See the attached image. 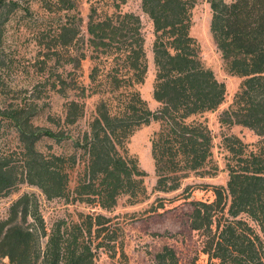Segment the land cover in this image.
<instances>
[{"label":"trees","instance_id":"16d2710c","mask_svg":"<svg viewBox=\"0 0 264 264\" xmlns=\"http://www.w3.org/2000/svg\"><path fill=\"white\" fill-rule=\"evenodd\" d=\"M208 1L211 32L225 68L244 78L221 121L249 127L262 138L253 145L239 137L224 138L227 184L185 189L184 198L195 188L214 195L212 200H191L189 224L202 234L209 264H264V0ZM44 2L55 13L78 10L75 0ZM126 2L96 0L88 37L77 15L55 30L47 44L52 67L58 68L64 58L72 68L66 75L52 72L50 89L74 97L66 100L61 115L49 114L52 126L46 128L36 125L37 114L25 107L2 113L14 123L21 150L0 152V195L27 182L49 199L68 198L106 210L125 196L131 204L141 202L148 197L147 174L129 153L128 143L152 121L159 123L151 139L155 191L173 192L190 176L218 173L214 135L202 117L224 102L227 89L205 65L190 32L199 0H142L155 31L153 96L160 103L155 111L138 89L148 72L145 37L140 16L122 10ZM6 6L0 0V13ZM87 58L93 61L88 83L77 75ZM92 97L97 101L87 128L74 136L72 128L87 116V99ZM44 137L71 141L73 151L44 153L37 148ZM36 206L28 193L12 204L8 219L0 223V258L8 257L11 264H97L102 250L116 264H129L121 227L113 218L80 212L77 220L60 219L48 232ZM42 237H47L44 246ZM155 259L157 264H180L169 245Z\"/></svg>","mask_w":264,"mask_h":264},{"label":"rangeland","instance_id":"374dc122","mask_svg":"<svg viewBox=\"0 0 264 264\" xmlns=\"http://www.w3.org/2000/svg\"><path fill=\"white\" fill-rule=\"evenodd\" d=\"M8 6L0 13V152H20V142L17 129L10 118L2 113L5 110L25 107L37 114L33 121L40 127H50L49 114H62L63 105L68 98L54 93L50 89L52 72H63L65 75L72 68L65 59L58 61V68L52 67L54 62L49 59L47 44L60 24L75 16L83 18L80 22L82 33L88 37L87 24L92 5L96 0H75L78 10L61 13L53 12L44 0H4ZM230 1V0H229ZM18 2L15 6L13 3ZM54 2V0H48ZM124 12H134L142 21V32L145 37V50L148 61V72L145 82L138 86L142 97L152 110H157L160 103L153 96L156 66L153 44L155 31L153 21L142 8V0H127L122 6ZM109 12H112L109 9ZM212 11L208 0H199L193 9L191 35L197 39L201 48V57L207 67H210L217 79L224 82L227 94L224 102L214 111L207 112L206 119L214 135V159L219 166L214 176H190L186 178L180 189L173 192L155 191L157 175L152 156L153 134L159 128V123L152 121L137 130L128 143L129 153L137 157L140 167L146 172L145 185L148 197L143 201L131 204L128 198L119 199L116 207L110 210L92 207L85 203L68 198H47L39 186L22 183L18 188L7 194L0 195V223L9 217L12 204L22 195L30 194L36 202L38 215L45 222L47 231L60 219L77 220L80 212H96L113 218L121 227L125 251L129 264H157L155 254L165 245L174 247L180 264H209L208 255L203 252V236L193 230L189 224L188 214L192 211L191 200L214 199L212 191L195 188L188 195L184 193L188 186L226 185L229 173L226 168L228 150L224 138L234 136L241 138L246 144L257 143L262 136L253 129L241 124H228L221 121L224 112L230 107L234 95L242 83V77L230 74L224 65L219 50L211 32ZM82 43L77 44L81 48ZM57 65L55 67H57ZM93 66L90 58L82 62L77 75L89 82V73ZM97 97L87 99V116L72 128L74 136L82 133L88 124V118ZM37 148L47 153H70L73 151L71 141L56 143L53 139L44 137ZM74 186V181L71 183ZM199 186V187H200ZM210 187V188H211ZM47 237H42L43 246ZM0 264H11L8 257L0 258ZM97 264H116L107 252L100 250Z\"/></svg>","mask_w":264,"mask_h":264}]
</instances>
